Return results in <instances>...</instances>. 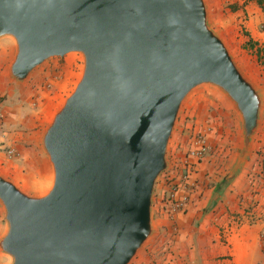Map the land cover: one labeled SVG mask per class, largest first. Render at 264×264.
<instances>
[{
    "label": "water",
    "instance_id": "obj_1",
    "mask_svg": "<svg viewBox=\"0 0 264 264\" xmlns=\"http://www.w3.org/2000/svg\"><path fill=\"white\" fill-rule=\"evenodd\" d=\"M16 41L17 83L77 52L84 70L46 127L53 181L42 194L0 173L5 264H131L157 229L155 191L183 103L212 85L234 103L246 164L264 90L237 62L208 0H0V38Z\"/></svg>",
    "mask_w": 264,
    "mask_h": 264
},
{
    "label": "crops",
    "instance_id": "obj_2",
    "mask_svg": "<svg viewBox=\"0 0 264 264\" xmlns=\"http://www.w3.org/2000/svg\"><path fill=\"white\" fill-rule=\"evenodd\" d=\"M245 8L244 14L241 11L238 15H244L248 34L243 39L246 47L253 51L264 47V7L255 0H247ZM211 20L213 24H220L218 13L211 12ZM215 27L219 29L218 25ZM222 36L233 47L232 38L223 33ZM5 37L8 41L0 42V112L3 114L0 173L28 193L42 194L53 181V167L42 145L43 133L49 124L39 127L34 119L20 117L19 106L15 109L11 105L17 82L11 78L9 70L17 47L13 37ZM250 43L255 46L250 48ZM239 65L264 90V69L262 74L260 69ZM31 75L26 81L31 80ZM240 118L234 116L236 132L232 139L230 170L216 175L213 162L207 164L203 159L197 163L193 172L196 188L186 208L177 213L175 228L166 214L154 211V223L161 239L151 254L143 255L134 264H264V108L251 157L243 166L235 167L242 138ZM183 141L181 133L178 134L176 149L180 150ZM9 147L16 148L19 156H8L6 150ZM174 152L175 149L173 155ZM163 195L162 184L157 183V207L162 203ZM252 208L256 211L254 219L247 213ZM6 227L5 210L0 204V237Z\"/></svg>",
    "mask_w": 264,
    "mask_h": 264
},
{
    "label": "rangeland",
    "instance_id": "obj_3",
    "mask_svg": "<svg viewBox=\"0 0 264 264\" xmlns=\"http://www.w3.org/2000/svg\"><path fill=\"white\" fill-rule=\"evenodd\" d=\"M246 1L208 0V3L210 12L218 13L220 17V24L217 22L214 24V26L218 25L219 29H216L221 34L223 33L227 37L232 38L233 47H229L237 62L245 67L260 69L263 74L264 64L259 61L256 50L251 51L248 49L243 39L248 34L243 15L244 11H246ZM241 11L243 14L238 15ZM7 41L8 38L6 37L0 40L2 43ZM83 70L84 58L80 53L72 52L64 57L50 58L34 71L30 81L17 83V89L13 93L14 96H11L10 99L11 105L15 106V109L18 106L21 108L18 110L21 118L26 120L28 118L34 119L35 124H38L39 127L48 125L62 107L66 98L74 90L82 76ZM5 98L7 99V95ZM234 116L241 117L234 103L222 90L212 85H203L196 88L183 103L168 149L170 161L173 159V149L177 151V155L181 156L186 152L185 148L180 151L176 149L178 134H180L183 126L192 129L201 128L206 132L212 145L211 153L205 158L207 164L213 162L216 175H223L225 171L227 172L231 168L228 165L230 163V155L233 152L231 147L232 139L236 132ZM239 120V129L241 127L243 130L241 118ZM240 146L241 141L237 148V155ZM22 169L26 171L25 168L22 167ZM157 203L158 201L155 197L154 211H162L160 203L158 207ZM167 219L171 222L168 217ZM159 235V233H156L150 238L131 264L136 263L143 255L153 252V247L161 239ZM9 261V256L0 254V264H5Z\"/></svg>",
    "mask_w": 264,
    "mask_h": 264
},
{
    "label": "built area",
    "instance_id": "obj_4",
    "mask_svg": "<svg viewBox=\"0 0 264 264\" xmlns=\"http://www.w3.org/2000/svg\"><path fill=\"white\" fill-rule=\"evenodd\" d=\"M2 119L3 114L0 112V123H2ZM180 133L184 141L180 143L179 147L180 150L185 148L186 152L183 156L177 155V151L174 152L170 167L161 175L158 183L162 184L164 189L162 203L160 204L161 210L167 215L174 228L177 213L186 208L191 194L196 188V182L193 178L195 167L212 150L208 136L201 128L192 129L185 126ZM6 151L8 156L12 158L19 156V151L14 147H9ZM247 213L252 219L256 216V211L253 208L248 210Z\"/></svg>",
    "mask_w": 264,
    "mask_h": 264
},
{
    "label": "trees",
    "instance_id": "obj_5",
    "mask_svg": "<svg viewBox=\"0 0 264 264\" xmlns=\"http://www.w3.org/2000/svg\"><path fill=\"white\" fill-rule=\"evenodd\" d=\"M255 1L260 6L264 7V0H255ZM248 46H250V48L251 47L253 48L255 46V44L250 43ZM256 53L258 55L259 61L264 64V47H258V48H256Z\"/></svg>",
    "mask_w": 264,
    "mask_h": 264
}]
</instances>
